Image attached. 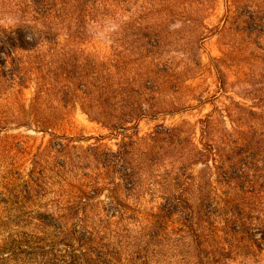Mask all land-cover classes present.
<instances>
[{"label":"rangeland","instance_id":"374dc122","mask_svg":"<svg viewBox=\"0 0 264 264\" xmlns=\"http://www.w3.org/2000/svg\"><path fill=\"white\" fill-rule=\"evenodd\" d=\"M0 264H264V0H0Z\"/></svg>","mask_w":264,"mask_h":264},{"label":"clouds","instance_id":"9594fccd","mask_svg":"<svg viewBox=\"0 0 264 264\" xmlns=\"http://www.w3.org/2000/svg\"><path fill=\"white\" fill-rule=\"evenodd\" d=\"M121 22L117 19L108 17L99 23H91L88 25L89 34L96 40L101 42H110L113 35L120 30Z\"/></svg>","mask_w":264,"mask_h":264}]
</instances>
